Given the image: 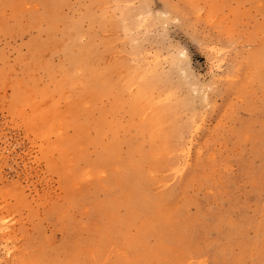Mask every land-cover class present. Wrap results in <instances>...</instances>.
Listing matches in <instances>:
<instances>
[{"label": "rangeland", "instance_id": "rangeland-1", "mask_svg": "<svg viewBox=\"0 0 264 264\" xmlns=\"http://www.w3.org/2000/svg\"><path fill=\"white\" fill-rule=\"evenodd\" d=\"M0 264H264V0H0Z\"/></svg>", "mask_w": 264, "mask_h": 264}]
</instances>
